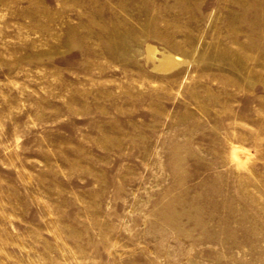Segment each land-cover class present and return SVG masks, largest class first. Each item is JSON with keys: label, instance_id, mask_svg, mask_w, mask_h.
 Masks as SVG:
<instances>
[{"label": "rangeland", "instance_id": "1", "mask_svg": "<svg viewBox=\"0 0 264 264\" xmlns=\"http://www.w3.org/2000/svg\"><path fill=\"white\" fill-rule=\"evenodd\" d=\"M250 130L264 0H0V264H216L217 200L264 232L237 221ZM231 239L223 264L264 252Z\"/></svg>", "mask_w": 264, "mask_h": 264}, {"label": "bare ground", "instance_id": "2", "mask_svg": "<svg viewBox=\"0 0 264 264\" xmlns=\"http://www.w3.org/2000/svg\"><path fill=\"white\" fill-rule=\"evenodd\" d=\"M147 50V60L151 62L150 68L153 71H156L160 74H169L174 72L175 70L190 64L193 60L174 52L166 47L159 48L156 45L148 42L146 44ZM195 61V60H194ZM250 137L248 140V149L250 150V154H248L243 164V168L245 171L246 185L248 186V198L250 202H244V210L247 212L250 209V214L246 216L244 214V218L240 217L237 219L238 223L243 224L244 221L250 224L255 225L260 221L264 224V137L262 135L256 137L253 130H250ZM253 152V153H252ZM221 153V152H220ZM231 156L228 160V163H231L236 157H239L241 153H237L231 151ZM219 155V154H218ZM218 168H221L220 163ZM229 173L233 175V173H237L233 167L228 169ZM220 171L218 170V173ZM241 190V189H240ZM230 193V192H229ZM232 193V192H231ZM242 193V191H241ZM240 195V194H239ZM246 197V196H245ZM230 198L227 201V204H224L223 201L217 200L216 208H217V216H216V226L220 227L222 225L223 216L227 217L226 220V238L224 244V250L221 247H216L214 249V258L216 264H223L221 261L223 257H229L232 253V239L231 236H236L239 242L250 247L252 240L258 243V245L264 249V245L262 242L264 241V232L261 236L257 237L256 233L250 235L246 226L240 227L237 225L234 227L232 225V221L235 219L234 206L230 202ZM234 199V198H233ZM236 199V198H235ZM236 202V201H235ZM225 208V214L222 213V208ZM242 216V217H243ZM244 225V224H243ZM249 225V226H250ZM243 238V239H241ZM216 240L219 245L221 240V230H217L216 232ZM251 242V243H250ZM254 255V254H253ZM228 264V263H226ZM250 264V263H249ZM251 264H264V252H259L257 256H254V260Z\"/></svg>", "mask_w": 264, "mask_h": 264}]
</instances>
